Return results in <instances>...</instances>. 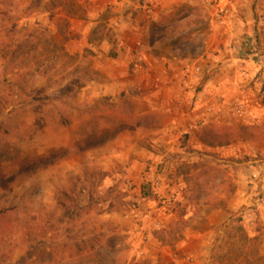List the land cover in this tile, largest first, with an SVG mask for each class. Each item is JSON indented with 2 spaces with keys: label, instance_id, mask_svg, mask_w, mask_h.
<instances>
[{
  "label": "rangeland",
  "instance_id": "1",
  "mask_svg": "<svg viewBox=\"0 0 264 264\" xmlns=\"http://www.w3.org/2000/svg\"><path fill=\"white\" fill-rule=\"evenodd\" d=\"M212 19L205 0H0V264H264V15ZM186 60L212 91L158 111L160 68Z\"/></svg>",
  "mask_w": 264,
  "mask_h": 264
},
{
  "label": "crops",
  "instance_id": "2",
  "mask_svg": "<svg viewBox=\"0 0 264 264\" xmlns=\"http://www.w3.org/2000/svg\"><path fill=\"white\" fill-rule=\"evenodd\" d=\"M253 2L255 1L254 0H238L235 3V6H236L235 16L228 22L227 25L228 26L231 25V27L240 26L242 28V26H244L245 24L243 20L244 19L249 20L251 16L255 15V12L259 11V13L264 15V0H260L257 2L256 10H254V7L252 6ZM242 15H245L246 17L243 19ZM238 61L239 59L235 60L236 63H239ZM185 62L187 65L182 66L183 68L182 74L181 73L178 74L177 72L172 70L170 66H167L166 64H164L165 66H163V68H160L161 70H159L158 72V78H159L158 80V111L163 112V113H166L169 111L171 115L173 113H180L181 116L183 117L184 113L189 114V110H191V105H195V107L192 109V111L194 110V113H195V111L199 109V106L203 105L200 103L199 100L203 98V96H206L207 91L208 92L212 91L211 89H208V86L209 85L211 86V82H210L206 84V88L202 94L201 93L198 95L195 94V90L193 91V89L190 88L192 86L191 84L192 82L190 78L192 77L194 73H196V75L198 74L197 72H195L196 68L201 70L203 67H201L200 65L198 66L192 65L187 60ZM241 62H247L248 67H243V63L242 64L240 63L243 68H239L240 70L238 69L239 73H244V74L249 73V75H254L256 73V70H255L256 66L249 63L251 62V60L249 61L248 59H242ZM186 66H191L190 72L192 75L188 74L187 69H185ZM201 73H199L198 75H200ZM183 80L186 81L185 85L186 86L188 85L189 88H184V89L179 88L178 89L176 87V83H180L181 81L183 82ZM172 83L174 86L171 85ZM214 93L216 94L215 89L212 92V94ZM203 112H206V108ZM191 126L192 128H194L193 123L191 124Z\"/></svg>",
  "mask_w": 264,
  "mask_h": 264
},
{
  "label": "built area",
  "instance_id": "3",
  "mask_svg": "<svg viewBox=\"0 0 264 264\" xmlns=\"http://www.w3.org/2000/svg\"><path fill=\"white\" fill-rule=\"evenodd\" d=\"M208 6L212 9L213 21L215 19L222 25H227L228 22L235 16V11L232 8L233 0H205ZM190 66H187V72H190ZM239 115H247L248 107L242 104L233 109Z\"/></svg>",
  "mask_w": 264,
  "mask_h": 264
},
{
  "label": "trees",
  "instance_id": "4",
  "mask_svg": "<svg viewBox=\"0 0 264 264\" xmlns=\"http://www.w3.org/2000/svg\"><path fill=\"white\" fill-rule=\"evenodd\" d=\"M176 11L177 12H181L182 11V8H178V9H176ZM176 11H174V12H176ZM109 19V17H108V15H106L105 13L102 15V16H100V18H99V22H101L102 24L103 23H105V21L106 20H108ZM98 31V29L96 28V29H94V31L92 32V35H94V34H96V32ZM104 32V31H103ZM112 37H111V34H110V32L108 33V35H105V34H101V36H99L98 38H97V40L98 41H103V40H112L111 39ZM95 39L93 38V36L90 38V42H93ZM99 146V144H91V142H88L87 140H85V141H80L78 144H76L75 146H74V149H76L77 148V151H83V150H85V149H89V148H95V147H98ZM11 209H3V210H1L0 211V214L2 215V217L5 219V220H7L9 217H10V215H11ZM243 230V229H242ZM243 239H245V240H247V235L246 234H244L243 233ZM250 241H252V242H254V240H251V239H249Z\"/></svg>",
  "mask_w": 264,
  "mask_h": 264
}]
</instances>
